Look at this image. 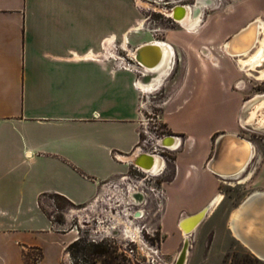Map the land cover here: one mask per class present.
<instances>
[{"label": "crops", "instance_id": "obj_1", "mask_svg": "<svg viewBox=\"0 0 264 264\" xmlns=\"http://www.w3.org/2000/svg\"><path fill=\"white\" fill-rule=\"evenodd\" d=\"M130 2L0 0V264H24L23 251L33 250L42 253L36 264H64L75 231L56 229L41 205L51 196L88 204L125 173L126 163L137 162V151L130 153L139 138L141 98L147 92L138 80L145 72L139 65L133 70L116 66L109 51L116 42L122 49L124 35L128 52L159 39L137 26L140 12ZM213 3L198 26L178 24L181 29H169L160 39L173 53L167 76L177 62L181 66L164 109L168 129L185 140L170 185L190 195L225 181L208 170L206 157L214 150L212 134L234 127H215L200 141L194 134L199 102L191 92L199 70L218 71L230 87L248 70L229 62L238 61L222 52L223 43L250 20L264 22V0ZM254 4L257 13L251 12ZM256 66L262 72L264 59ZM166 113L189 120V126H172ZM240 175L230 180L264 189V154L255 170L248 166Z\"/></svg>", "mask_w": 264, "mask_h": 264}, {"label": "rangeland", "instance_id": "obj_2", "mask_svg": "<svg viewBox=\"0 0 264 264\" xmlns=\"http://www.w3.org/2000/svg\"><path fill=\"white\" fill-rule=\"evenodd\" d=\"M130 1V4L139 9L140 19L143 20V30L159 40H164L169 29H181L167 15L168 10L177 3H193V0ZM143 2H145V6H142ZM214 6L213 3L212 7L205 8L203 15L212 12ZM250 7L252 13H257L259 10V5L254 4ZM260 33L261 42V39L264 38V29ZM120 45L121 43L118 42L112 45L109 55H114V58H117L114 53L117 56H126L128 53H132L128 52L127 42L125 49H120ZM198 49L199 54L203 53L202 47L198 46ZM253 56L254 53L237 58L238 62L229 59V62L237 70H240L237 63H241L240 67L248 70L246 75L240 70V75L235 78L230 87L229 81L226 79L227 84H225V80L221 78L222 75L218 71L203 73L202 70H199V83L197 88L194 87L191 92V97L199 102L198 125L193 131L199 141L203 140L207 132L215 127H227V125L234 124L232 129H223L213 133L211 143L214 144L216 136L222 132H238L253 144V158L249 167L255 170L264 154V106L257 110L256 116L253 115L252 120L249 118L251 109L256 110L251 106L255 103L253 102L255 95L264 94V76H262L264 70L259 73L262 66H256L261 64L263 58L261 57L259 59L261 61L253 66L242 67L243 63ZM180 67V63L177 62L172 75L164 78L161 86L154 91L145 93L141 98L145 101V105L140 119L145 125L140 124L139 132L142 128L148 130V134L140 132L141 140L147 139L150 149H153L157 144L156 140L164 135H177L183 140L178 150L161 153V155L169 157V160L164 164L165 167L163 166L164 169H161L162 172L145 173L146 169L145 172H139L132 165H125L127 169L122 176H126V178L122 176H120L122 179L120 177L113 178L99 193L104 198H101L100 204L101 212L104 213L100 216L98 214L89 217L79 216V214L70 216L71 209H82L96 199L88 204L74 205L62 198L51 196L48 204L41 205L45 215L53 222L56 229L75 231L76 240L74 239L73 243L71 242L65 247L64 264H173L183 242L182 232L177 225L179 217L185 213L189 215L195 213L216 194H221L223 200L217 202L218 204L191 235L185 264H264L263 260L245 249L232 236L228 227L229 216L241 204L240 202L248 194L264 189H249L243 185L233 186L227 184L232 180H225L220 181L212 189L205 190V193L199 191L198 194L190 195L186 190H180L170 185L175 170L174 160L177 153L185 149V140L182 134L171 132L163 120L166 103L174 88V73ZM199 69H202L201 63H199ZM242 102L244 107L240 108ZM165 117L168 123L174 127H188L190 124L189 120H181L176 114L166 113ZM241 118L244 119L243 123ZM211 153L212 150L207 155L206 161ZM131 188H134L141 196L138 205L123 202L121 194L125 195L124 200L127 199L128 189ZM110 190L113 192L111 193ZM167 193L169 202L166 207ZM111 202L114 206L108 204ZM111 211H113V216L109 215ZM138 212H140V217L137 218ZM126 222L132 227L139 228L136 233L137 237L131 236L125 231ZM100 249H105V253L96 252ZM148 249L153 252L148 253ZM25 254V260L31 262L33 258L40 256V251H25Z\"/></svg>", "mask_w": 264, "mask_h": 264}, {"label": "bare ground", "instance_id": "obj_3", "mask_svg": "<svg viewBox=\"0 0 264 264\" xmlns=\"http://www.w3.org/2000/svg\"><path fill=\"white\" fill-rule=\"evenodd\" d=\"M209 7H212V0H195L194 4L189 7L178 6L172 10H168L169 13L167 15L184 28H195L202 19L203 10ZM263 23L264 22L260 18H254L247 22L245 26L240 28L223 43L222 52L235 58L245 57L254 53V56L244 62L242 67L248 65L253 66L255 63H258L260 61V56L264 59V38H262L260 42V32L264 29ZM137 26L143 28V20H140ZM126 42L127 36L124 35L122 44V48L124 49L126 48ZM135 50L130 54L134 57L135 61L142 66L141 68L145 72L144 78L137 79L138 84L145 92L154 91L162 85L164 78L168 74V69L170 67L168 63L170 56L173 54L172 49L163 41L155 40L153 42L144 43ZM239 65H241V63H239ZM262 76H264V72ZM253 100V102H255L253 104L255 105L252 104L251 106L256 110L253 111V109H251L250 120L253 119V115L256 116L257 110L264 106V98H262V95L256 94ZM241 122H244L243 118H241ZM162 138L165 145H175L177 143L176 136L174 135H165V137ZM214 143V150L208 159L207 168L213 175L219 177V179L230 180L236 178L250 165L253 158V146L249 139L241 136L238 132L227 131L221 133L216 136ZM134 158H136L137 163L144 168V170L146 169V171L151 174H157L164 166V162L161 158L150 152L141 154L137 152ZM248 177H243L239 179L238 182L241 183ZM123 178L126 177L124 176ZM227 184L234 186L236 183L230 181L227 182ZM110 192L112 193L113 190H110ZM127 193L128 198L125 200V195L121 194L124 197H122L123 202L126 201L128 204L134 205L140 203L141 196H139V193L134 190V188L128 189ZM101 198L100 194L97 198L95 197L96 200L94 199L95 201H92L88 206L78 210L71 209L70 216H74V214H79V216L85 215L84 217H89L94 214H98L99 216L102 215L104 212H101L102 209H100V204L104 198ZM165 199L167 207L169 202L168 193ZM222 200V195L216 194L207 204L195 213L190 215L185 213L180 217L177 225L182 232L183 242L173 264H185L189 252V240L191 235L213 210L215 205L218 204L217 202ZM108 204L112 205V202ZM112 206L111 208H113ZM112 212L113 211L109 213L110 216H113ZM138 213L139 214L136 216L137 218L140 217V212ZM197 213L199 214L196 215ZM117 219L119 220L120 218L118 217ZM124 227L127 233L137 237L136 233L139 231L138 227H132L128 225L127 222ZM228 227L232 236L245 249L264 261V191H254L248 194L241 204L231 212L228 219ZM184 242L187 243V247L182 251ZM150 251L151 250L148 249V253H150Z\"/></svg>", "mask_w": 264, "mask_h": 264}, {"label": "built area", "instance_id": "obj_4", "mask_svg": "<svg viewBox=\"0 0 264 264\" xmlns=\"http://www.w3.org/2000/svg\"><path fill=\"white\" fill-rule=\"evenodd\" d=\"M115 61H116L115 62L116 66H119L121 68L128 69V70L136 69L137 68V65H139L137 63V61H135L134 57L132 55H130L129 53L126 54V56H117V60H115ZM139 66L142 67L141 65H139ZM144 105H145V101L144 100H141V104H140V107H141V115L143 114L142 113L143 112L142 109H143ZM140 121H141L140 123L143 125L144 124L143 123V120L140 119ZM146 121H148V120H146ZM140 132H142L144 134H148L147 133L148 130H146V128H142L140 130ZM140 132H139V138H138L137 144H136L135 148L132 150V152L130 153V155H132L135 151L139 152L140 154L141 153H144V152H150L152 154L158 155L163 160L164 164L166 163L167 160H169V157H168V155H161V153H165V152L166 153H170L171 151H176V150H178L181 147V144L183 142V140H182V138L180 136L174 135V136H176L177 143L175 145H165L163 143V138H162V137H165V135H164V136L158 138L156 140V143L157 144L154 145V148L153 149H150L148 147V145H147V143H148L147 139L141 140ZM112 157L114 159H116L117 161L120 160V158L118 157V155L115 154V153L112 154ZM128 164L129 165H132V167L134 169H136L137 171H139V172H145L144 171V168H142L138 164H135L131 160L129 161ZM162 171L163 170H161V172ZM145 173H148V172H145ZM122 177H124V176H122ZM122 177H120V179H122Z\"/></svg>", "mask_w": 264, "mask_h": 264}, {"label": "trees", "instance_id": "obj_5", "mask_svg": "<svg viewBox=\"0 0 264 264\" xmlns=\"http://www.w3.org/2000/svg\"><path fill=\"white\" fill-rule=\"evenodd\" d=\"M76 240V239H75ZM75 240H73V241H75ZM73 241H72V243H73ZM71 243V242H70ZM38 251H40V250H38ZM97 253H100V254H104L105 253V249H100V250H97L96 251ZM41 251H40V256L38 257V258H33L32 259V261L31 262H27L26 260H25V256H26V254H25V252L23 251V261H24V264H36V262H37V260L41 257Z\"/></svg>", "mask_w": 264, "mask_h": 264}, {"label": "flooded vegetation", "instance_id": "obj_6", "mask_svg": "<svg viewBox=\"0 0 264 264\" xmlns=\"http://www.w3.org/2000/svg\"><path fill=\"white\" fill-rule=\"evenodd\" d=\"M194 1L195 0H193V3H191V4H180V3H177V4H175V5H173L172 6V8L171 9H169V10H172V9H174L175 7H178V6H180V7H189V6H191V5H193L194 4ZM144 3V5H142V6H145V2H143ZM176 22V21H175ZM177 24H179L178 22H176ZM180 25V24H179ZM181 26V25H180ZM231 57V56H230ZM233 58H235V57H233ZM241 84H242V82H241ZM260 95H262V97H264V94H260ZM241 107H244V105H243V102H242V106ZM134 203H135V200H134ZM179 219H180V217H179ZM179 221V220H178Z\"/></svg>", "mask_w": 264, "mask_h": 264}, {"label": "water", "instance_id": "obj_7", "mask_svg": "<svg viewBox=\"0 0 264 264\" xmlns=\"http://www.w3.org/2000/svg\"><path fill=\"white\" fill-rule=\"evenodd\" d=\"M135 51H136V50H135ZM136 57H137V55H136ZM213 157H214V156H213ZM213 157H212V158H213ZM133 162H134L135 164H138L135 160H133ZM138 165H139V164H138ZM198 214H199V213H197L196 215H198ZM185 247H187V243H186V242L183 243L182 251L184 250ZM182 251H181V252H182Z\"/></svg>", "mask_w": 264, "mask_h": 264}]
</instances>
